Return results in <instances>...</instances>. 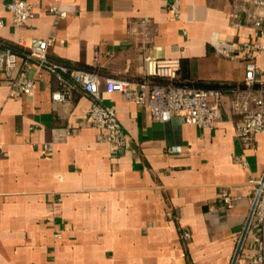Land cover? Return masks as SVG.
I'll return each instance as SVG.
<instances>
[{"label":"crops","instance_id":"0c3cea01","mask_svg":"<svg viewBox=\"0 0 264 264\" xmlns=\"http://www.w3.org/2000/svg\"><path fill=\"white\" fill-rule=\"evenodd\" d=\"M12 1L0 0V50L19 36L55 38L48 59L69 69V81L74 70L138 81L150 54L180 59L183 85L236 87L245 62L219 47L261 40L247 0H181L178 20L171 0H63L70 12L59 22L49 14L55 0H26L36 14L20 29ZM16 52L35 85L13 97V80L0 72V264L232 263L255 197L250 181L264 174V134L254 151L229 109L214 129H201L180 116L154 121L147 107L103 91L130 139L113 156L91 124V98L77 87L68 102L54 101L58 76ZM256 62L264 80V55ZM242 154L246 168L235 160ZM224 189L235 197L232 209L220 199ZM258 237L248 230L240 258L256 254Z\"/></svg>","mask_w":264,"mask_h":264},{"label":"built area","instance_id":"2783aa9c","mask_svg":"<svg viewBox=\"0 0 264 264\" xmlns=\"http://www.w3.org/2000/svg\"><path fill=\"white\" fill-rule=\"evenodd\" d=\"M15 29H20L35 17L34 5L26 0H14L7 5ZM246 14L254 31L261 40L246 41L235 48L219 47V51L231 60L245 62V78L241 85L230 88H196L188 85H177L176 80L181 71V60L178 58H161L153 55L144 56V77L138 81L121 78H107L104 81L97 72L74 70L70 72L71 80L64 77L69 69L48 59V49L55 43V38L37 36H19L17 44L27 49L26 56L38 63V69L46 68L58 76L62 88L55 91L52 99L66 103L72 96V91L81 88L92 100L89 116L94 128L100 129V139L109 145L113 156L121 155L129 144V136L125 132L116 110L104 103L103 91L120 93L123 97L138 106L147 107L154 121L165 122L175 116H180L186 122H191L201 129H214L224 119L229 109L236 116L235 129L242 143L252 147L257 136L264 134V80L260 77L256 58L264 55V0H247ZM168 11L175 19L181 18V0H171ZM70 8L63 0H55L50 6L49 14L59 22L65 19ZM149 19L142 21L146 27ZM3 20L0 19V26ZM144 38L149 41L147 32ZM161 50V47H156ZM0 72L12 79L11 95L19 97L32 92L35 81L29 76V67L20 65L18 54L11 48L0 50ZM104 83V89H103ZM68 130V129H67ZM51 143L44 145L49 152ZM237 163L248 167L245 154L235 156ZM255 186L254 195L259 191L250 228L258 231L256 254L249 258H238L236 264H264V180L263 176L250 181ZM254 197V200H255ZM228 208L234 207L235 197L228 189H224L220 197ZM254 202V201H253ZM171 214V213H169ZM249 228V229H250ZM54 237L62 238V231L56 230ZM185 239L191 233H183Z\"/></svg>","mask_w":264,"mask_h":264},{"label":"water","instance_id":"95a60500","mask_svg":"<svg viewBox=\"0 0 264 264\" xmlns=\"http://www.w3.org/2000/svg\"><path fill=\"white\" fill-rule=\"evenodd\" d=\"M263 180H264V174H263ZM258 198H259V191L257 192V195L255 197V200L252 204V207H251V210H250V213H249V216H248V219H247V222L245 224V227H244V230L242 232V235H241V238H240V241H239V244L237 246V249H236V252H235V255L233 257V260H232V263L231 264H236L237 263V260L240 256V253H241V249H242V246H243V243H244V240H245V237L248 233V230L250 228V225H251V222H252V218H253V215H254V211H255V207H256V204H257V201H258Z\"/></svg>","mask_w":264,"mask_h":264},{"label":"trees","instance_id":"16d2710c","mask_svg":"<svg viewBox=\"0 0 264 264\" xmlns=\"http://www.w3.org/2000/svg\"><path fill=\"white\" fill-rule=\"evenodd\" d=\"M17 46H13V47H11V49H13L14 51H25L26 53H27V49H25L24 47H22V46H20L19 44H16ZM182 70V69H181ZM180 73H181V71H180ZM180 73H179V75H180ZM68 74V73H67ZM66 75V74H65ZM179 78V77H178ZM178 81V79L176 80V84L177 85H183V84H181V82H177ZM204 88H207V87H204ZM209 88V87H208Z\"/></svg>","mask_w":264,"mask_h":264}]
</instances>
